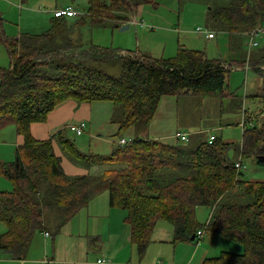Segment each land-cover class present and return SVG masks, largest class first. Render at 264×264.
<instances>
[{"label": "trees", "instance_id": "obj_1", "mask_svg": "<svg viewBox=\"0 0 264 264\" xmlns=\"http://www.w3.org/2000/svg\"><path fill=\"white\" fill-rule=\"evenodd\" d=\"M143 5L155 3L88 0L86 12L74 23L69 25L66 17L53 18L46 33L23 34L13 41L4 35L0 16V46L10 59L8 69L0 68V129L14 123L23 138L11 167L1 168L13 185L10 192L0 191V223L6 229L0 234V252L8 258L23 260L37 233L58 232L86 206L98 186L106 184L109 205L126 212L131 244L140 254L159 220L173 227L174 241L191 242L192 236L197 240L201 225L196 209L206 207L210 218L204 229L240 244L244 252L222 251L201 264H264V182L245 180L243 171L235 167L236 160L228 159L227 151L233 149L238 155L239 146L217 138L211 144L201 139L195 147L178 140L170 145L134 139L116 146L109 156H81L64 141L71 155L76 152L83 162L111 166L95 178L65 174L51 144L29 133L32 124L44 123L55 107L68 100L121 107V131L140 122L149 124L163 97L225 91L229 70L220 59H209L201 52L179 47L174 58L156 59L92 45L82 49L69 39L75 27L85 24L101 27L113 22L120 28L132 18L123 16L124 12L133 15ZM209 14L227 33L253 30L264 23V0H226L223 6H212ZM109 61L119 64V75L98 68ZM259 61L264 63V56ZM262 65L253 68L263 79V93L256 97L261 105L259 116L264 114ZM260 123L246 130L240 160L243 163L256 155V164L264 167L259 158L264 157V119ZM25 162L32 164L34 176H28Z\"/></svg>", "mask_w": 264, "mask_h": 264}, {"label": "rangeland", "instance_id": "obj_2", "mask_svg": "<svg viewBox=\"0 0 264 264\" xmlns=\"http://www.w3.org/2000/svg\"><path fill=\"white\" fill-rule=\"evenodd\" d=\"M153 3L155 5H143L133 15L124 12L123 16H131L130 20L136 22L134 24L130 22L129 28L124 31H120L121 28L116 29L113 22H106L101 27H89V24H85L81 27H75L74 31L71 32L73 35H70L69 39L75 44L77 42L76 46L78 48L84 49L92 45L114 49L120 53L122 51L137 52L138 50H145L152 42L154 46L149 48L151 53L142 51V54H148L156 59L174 58L179 47L202 52L209 42L204 39V35L197 33V29L208 31V28H211L213 31L209 30L210 33H213L214 36H220L218 38L227 42L228 35L221 32L216 33L220 28L210 20L211 15L209 14L212 6L215 8L223 6L226 4V0H153ZM83 9L85 10V8L81 9L82 14L84 13ZM77 18H72L69 21L72 24ZM250 30L251 28L241 29L239 33L247 35ZM42 31L40 30L37 33H44ZM160 35L164 38V44L159 41L157 45ZM237 38L242 41H240L239 46L240 52L250 53L257 49H249L248 37L247 39L245 37ZM65 41L66 39L60 42L63 44L62 42ZM254 42L262 47L264 45V32L256 36ZM71 52L74 53V51ZM259 52L261 51L259 50ZM259 56H261V53H259ZM9 67L10 59L6 49L4 46H0V68L8 69ZM98 68L112 76L120 74L119 64L116 62L109 61L101 64ZM257 80L263 84V79L256 77L249 69L247 72L239 69L233 70L227 73L226 93L163 97L159 102L157 114L153 118L154 121H150L149 124L140 122L121 131L118 129V122L121 119V107L117 106L116 108L109 102L89 104L68 100L62 103L58 107L59 109L57 108L52 113L53 115L47 117L48 121L46 123L32 124L29 127V133L33 139L48 141L51 144L55 156L59 158L62 170L67 175H91L95 177L111 168L109 165H91L86 160L83 162L82 157L78 158L76 152L80 153L81 156H88L89 154L109 156L113 149L119 146L118 142L121 138L132 141L134 139L156 137L155 139H159L158 141L162 143L174 145L177 140L174 137L175 133L181 131L186 132L188 135V146L195 147L201 139L206 141L210 135L215 136L223 143L239 146L238 155L233 149L227 151L228 159L237 162L241 157L240 152H242L246 130L253 125L254 127H260V122L264 119L259 118L258 115L261 105L255 100L251 101L250 95L247 93L248 86H250V90H257L255 84ZM227 93L230 95L228 96ZM262 93L263 91L260 93L255 92L254 95L258 94L257 96H259ZM231 95L233 96L230 97ZM242 114L245 115L243 118ZM242 119L250 122L246 123L244 128L240 125ZM81 122L85 123L87 128L82 136L77 137L68 128ZM64 141L76 150V152L73 151V155L67 149L68 145H65ZM22 144L23 138L17 133L14 123L0 129L1 192H10L13 189L12 183L2 177L1 168L5 167L4 165L11 167L10 164L15 159V152ZM187 145L185 144V146ZM255 161L256 155L243 160V165H245L242 170L244 179L251 182H264V167L258 166ZM25 163L28 165V176H34L31 170L32 164L30 162ZM46 170L49 171V165L46 166ZM105 186L106 184L99 185L97 191L102 192ZM83 212L84 210L76 217L80 218L84 214ZM118 214L123 215V213ZM196 218L198 224L201 225L200 230L204 233L199 241H174L173 227L167 222L159 220L142 254H140L138 248L134 246V248H130L127 245L125 252L120 255L112 254L111 258L104 259L107 264H201L204 259L219 256L222 251L234 254L244 252L240 244L229 242L204 229L210 218L208 208L198 207ZM107 222L108 219H106V224ZM92 224L96 225L95 233H99L97 231L105 222L99 218L72 221L60 233L48 239L36 234L37 239L33 241L25 259L28 260V264H34L32 262L36 263V261H39L38 264H52L51 259L55 254V252L52 253L54 249L58 254L54 256L56 264H59L60 260H64V255L67 254H73L74 258H82L88 255V264H93L96 256L94 248L98 244L102 245L104 241L102 236L101 238L97 237L98 244H95L93 242L95 236L86 234ZM4 232L5 227L0 224V234ZM122 240L120 238L119 242ZM83 241H88L86 247L93 248L92 251L83 250L78 246L79 242L83 243ZM44 245H46L45 251H43ZM71 245L73 252L68 249ZM48 260L50 262L46 263ZM2 263L19 264L16 261L9 260L4 253L0 252V264Z\"/></svg>", "mask_w": 264, "mask_h": 264}, {"label": "crops", "instance_id": "obj_3", "mask_svg": "<svg viewBox=\"0 0 264 264\" xmlns=\"http://www.w3.org/2000/svg\"><path fill=\"white\" fill-rule=\"evenodd\" d=\"M87 6H88V0H0V16L3 20L2 29L4 31V35L6 36V38L9 41L18 40L19 37L23 34L41 35V33H37V32H39L40 30L41 31L43 30L44 33L49 31V29L51 28L53 18H54L53 13L56 10H58L60 8L71 7V8H73V10H75L77 13L80 14L77 17H80V16H82L81 9L85 8V10L83 9L84 13H85ZM206 16H208V15H206ZM71 19L72 18H68L66 20L69 25L71 24V21H69ZM72 22H74V21H72ZM128 22L129 23L131 22L133 24L136 23L135 21L132 22V20H130ZM128 22L120 25V28L127 25L128 26L127 29H128L129 28ZM209 30L213 31L211 28L210 29L208 28V32H209ZM217 32L226 33L228 35L227 40H226L227 42H224V40H222L221 38H218V37H220L218 35L214 36V38H212V39H207L204 36V39L206 41H208L209 43L207 45H205L204 50H202V52L197 51V50H195V51L203 53L207 58L209 57V59H217V60L220 59L225 64V67L229 70V72H231L233 70H238V69L247 72V70L249 69L254 73V75H256L253 68L257 67L260 64H264V63H260V61H259L262 58V56H264V45L262 47H259V45H258L259 48L253 50L250 53L249 52L245 53L244 51L240 52L239 46H240L241 40H239L237 37H245L247 39V35L245 33H227L221 29L216 31V33ZM163 39L164 38L162 37V35H160V40L158 38L157 45L159 44V41H160V43L164 44ZM209 44H210V46H209ZM151 46H154V44L152 42L149 43V46H147L145 50H138L137 52L140 54H142V51L143 52L146 51L148 53H151V51L149 50V48ZM112 50H114V49H112ZM259 50L261 52H259ZM124 52H128V51H122L121 53H124ZM259 53H261V56H259ZM142 55H145V54H142ZM146 55H148V54H146ZM148 56H150V55H148ZM252 62H253V64L251 65ZM255 64H257V65H255ZM262 66H264V65H262ZM232 67H233V69H232ZM256 77H259V76L256 75ZM255 84L257 85V90L256 91L250 90V86H248L247 93L250 95L251 101L255 100L256 102L259 103L258 98L256 99L258 94H256V95H254V94H255V92L260 93L262 91L263 84H261V82L259 80H257V82H255ZM226 90H227V87L225 88V91L223 93H226ZM227 94H228V96L230 95L229 93H227ZM251 94H253V95H251ZM232 96L233 95H231L230 97H232ZM60 105L55 107L48 114V116L53 115L52 113L58 107H60ZM156 114H157V111L155 113V116H156ZM244 116L245 115L242 114V118ZM259 117L264 118V114L259 116ZM249 119H252V118H249ZM152 120L154 121V119H152ZM46 121H48V118L46 119ZM46 121H45V123H46ZM181 132L183 133V131H181ZM184 134H186V132H184ZM155 138L156 137H153L150 140H157V141L159 140V139H155ZM68 176H73V175H68ZM95 178H97V176H95ZM82 210H84V212H83L84 214L80 218L76 217ZM118 213H123V215L122 214L120 215ZM94 218H97V219L99 218V219L103 220L105 222V224L100 226L99 231H97L99 233H95V230H96L95 224H92L90 229L86 233V234H89L91 236H93V235L95 236V238L93 239V242L95 244H98L97 237L101 238V236H102V239L104 241L102 243V245L98 244V246H96V248H94V250L96 251V256L94 257L93 264H97L96 261L100 258H111L112 254L120 255L121 253H123L127 250L126 249L127 245L130 246V248L135 247L133 244H131L130 227L126 223V212L123 209H121L120 207H110V205H109V190L107 187H104V190L102 192L95 191L93 193V195L91 196L90 200L88 201V203L86 204V206L84 208H82L69 222L79 221V220L80 221L81 220H92ZM106 219H108L107 224H106ZM46 221L48 222V218H46ZM69 222H67L58 232H55V231L48 232L47 231V232H42V233H37V234H39V236L44 237V239L51 238L54 235L60 233V231ZM50 229L52 230V228H50ZM5 231H6V229H5ZM45 233H48L49 236L46 237ZM86 234H85V236H86ZM86 237H85V239H86ZM120 238H122L123 240L119 242ZM35 239H37V238L36 237L33 238L31 245ZM87 242L88 241H83V243L79 242L78 246L83 250L86 249L88 251H92L93 248H89V247L87 248L86 247V244H88ZM76 248H78V247H76ZM135 248H137V247H135ZM68 249L73 252L72 245L69 246ZM28 250H30V249H28ZM45 250H46V245L43 246V251H45ZM77 250H79V248ZM54 252H55L54 256L58 255L56 250L53 249L52 253H54ZM130 254H131V252H130ZM54 256L51 259L52 264H56V262L54 261V259H55ZM64 256H65L64 260L59 259L61 261L59 264H88V262H87L88 255L85 257H82V258L81 257L74 258L73 254H70V255L67 254ZM8 259L12 260V261H16L19 264H28V262H27L28 260H26L25 258L23 260H13L10 258H8ZM49 262H50L49 260L46 261V263H49ZM32 263L38 264L39 261H36V263L35 262H32ZM2 264H5V263H2Z\"/></svg>", "mask_w": 264, "mask_h": 264}, {"label": "built area", "instance_id": "obj_4", "mask_svg": "<svg viewBox=\"0 0 264 264\" xmlns=\"http://www.w3.org/2000/svg\"><path fill=\"white\" fill-rule=\"evenodd\" d=\"M80 14L77 13L75 10H73V8L71 7H66V8H60L58 10H56L54 13H53V16L54 18H61V17H66V18H74V17H77L79 16ZM264 32V23L261 24L260 26H257L256 28H254L253 30H251L248 34H247V37H248V40H249V44H248V47L249 49H252V48H258V44L256 42H254V39L256 36L262 34ZM197 33L198 34H202L204 35L207 39H212L214 38V34L213 33H210V32H206V31H202L201 29H197ZM246 123H250L248 121H245L244 119H242V122H241V127L244 128ZM253 125V124H252ZM251 125V126H252ZM87 128L86 124L81 122L80 124L78 125H74V126H71L69 127L68 129L70 130V132H72L75 136L79 137V136H82L85 129ZM175 138L180 142V143H187L188 142V136L187 134H184L182 132H176L175 134ZM215 140V136L213 135H210L207 139V142L209 144H211L213 141ZM128 142H130V140L126 141L124 139H120L118 144L120 146H124L126 145ZM235 167L238 171H242L244 168H245V165H243V163L241 162L240 158H239V161H237L235 163ZM203 231L199 230L197 231L196 233V236H197V240H201L202 237H203ZM46 237L49 236L48 233H45ZM97 264H107L106 263V260L104 258H100L96 261Z\"/></svg>", "mask_w": 264, "mask_h": 264}, {"label": "water", "instance_id": "obj_5", "mask_svg": "<svg viewBox=\"0 0 264 264\" xmlns=\"http://www.w3.org/2000/svg\"><path fill=\"white\" fill-rule=\"evenodd\" d=\"M127 27H128L127 25H126V26H124V27H121V31H124V30H126V29H127ZM259 158H260L261 160H264V157H259ZM194 239H195V237H194V236H192L190 240H191V241H194Z\"/></svg>", "mask_w": 264, "mask_h": 264}]
</instances>
